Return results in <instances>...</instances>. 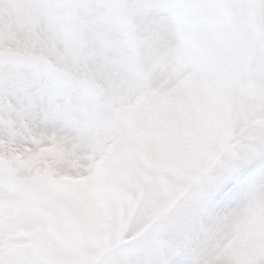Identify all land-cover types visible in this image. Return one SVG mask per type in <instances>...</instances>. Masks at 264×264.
Returning a JSON list of instances; mask_svg holds the SVG:
<instances>
[{
	"label": "rangeland",
	"instance_id": "obj_1",
	"mask_svg": "<svg viewBox=\"0 0 264 264\" xmlns=\"http://www.w3.org/2000/svg\"><path fill=\"white\" fill-rule=\"evenodd\" d=\"M100 4L0 0V27L41 28L46 83L95 99L74 76L86 48L106 52L100 35L117 10ZM210 7L224 23L198 71L178 94L138 101L95 169L77 158L61 179L18 181L17 163L0 162V264H264V0ZM238 231L249 238L228 261L218 251Z\"/></svg>",
	"mask_w": 264,
	"mask_h": 264
},
{
	"label": "bare ground",
	"instance_id": "obj_2",
	"mask_svg": "<svg viewBox=\"0 0 264 264\" xmlns=\"http://www.w3.org/2000/svg\"><path fill=\"white\" fill-rule=\"evenodd\" d=\"M195 2L101 0L102 11H117L103 24L105 54L86 48L88 57L75 71V79L99 93L87 100L88 89L55 91L46 83L49 69H39L38 59L48 54L50 35L1 26L0 162L17 163L9 170L18 181L61 179L76 171L77 158L84 170L95 169L123 133L131 108L151 93L181 92L183 77L198 71L220 37L223 10L211 8L212 0H203L200 9ZM234 238L218 251L228 261L249 237L238 231Z\"/></svg>",
	"mask_w": 264,
	"mask_h": 264
}]
</instances>
